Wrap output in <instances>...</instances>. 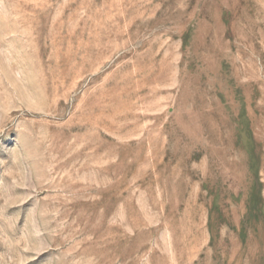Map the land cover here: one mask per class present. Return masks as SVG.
<instances>
[{"label":"rangeland","instance_id":"obj_1","mask_svg":"<svg viewBox=\"0 0 264 264\" xmlns=\"http://www.w3.org/2000/svg\"><path fill=\"white\" fill-rule=\"evenodd\" d=\"M0 264H264V0H0Z\"/></svg>","mask_w":264,"mask_h":264}]
</instances>
